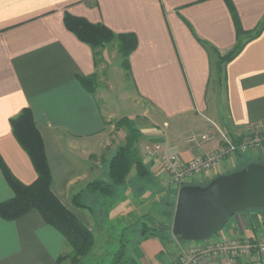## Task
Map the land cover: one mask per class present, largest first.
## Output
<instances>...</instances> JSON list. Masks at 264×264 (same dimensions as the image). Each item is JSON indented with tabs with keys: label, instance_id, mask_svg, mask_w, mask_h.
<instances>
[{
	"label": "crops",
	"instance_id": "1",
	"mask_svg": "<svg viewBox=\"0 0 264 264\" xmlns=\"http://www.w3.org/2000/svg\"><path fill=\"white\" fill-rule=\"evenodd\" d=\"M231 1L245 31L253 32L264 21V0ZM65 12L102 23L115 33L135 35L137 44L129 55L127 71L134 91L124 97L132 100V114L119 118L133 119L142 140L159 142L184 161L217 147L219 135L200 145L185 141L190 134L215 131L208 117L205 121L201 117L209 108L208 89L214 90V84L223 88L225 102L223 114L217 112V100L211 104L218 120L214 123L230 138L237 140L246 124L264 125V24L257 36L242 38V49L224 65L221 78L215 79L211 69L217 52L226 53L237 40L225 0H0V156L20 182L34 181L33 165L9 124L22 107L31 108L44 141L51 190L93 237L92 219L102 224L103 216L120 222L116 234L126 227L133 230L134 192H126L128 198L118 202L111 196L116 186L109 193L88 186L96 180L108 181V158L115 152L108 144L116 116L102 108L100 54L95 56L88 44L66 29ZM77 76H93L99 86L89 92ZM160 121L168 129L160 130ZM98 157L104 159L100 164ZM243 159V165L264 161V148L238 155L234 163ZM151 161L144 160L149 176L160 187L154 175L156 164ZM229 166V170L235 168ZM214 176L196 177L191 184L202 185ZM88 190L87 203L99 204L98 208L83 203ZM12 195L0 171V202ZM140 216L146 218L143 213ZM261 236L264 218L252 210L228 218L226 226L208 240ZM132 240L120 239V263L171 264L175 258L174 243L164 246L168 242L157 232L140 233ZM113 247L115 253L118 249ZM68 250L61 233L35 210L16 220L0 218V264H60L59 255ZM233 264H264V260L253 251Z\"/></svg>",
	"mask_w": 264,
	"mask_h": 264
},
{
	"label": "trees",
	"instance_id": "2",
	"mask_svg": "<svg viewBox=\"0 0 264 264\" xmlns=\"http://www.w3.org/2000/svg\"><path fill=\"white\" fill-rule=\"evenodd\" d=\"M232 14L236 29V43L224 54L217 52V59L212 72L214 78L222 76L224 65L234 58L242 49L244 42L242 38L251 39L257 36L264 24L262 21L253 31H245L238 19L235 8L231 0H225ZM63 23L67 30L72 32L80 41L88 44L97 56L101 54L107 44L115 43L118 54L121 57V66L128 71L129 55L136 47L137 40L133 33H115L102 23H93L81 16H75L68 12L64 13ZM244 36V37H243ZM204 46L207 47L205 44ZM209 48V47H208ZM79 82L89 91L96 90V79L93 76H77ZM11 132L28 155L36 178L29 184L20 182L10 171L4 160L0 156V171L11 188L13 195L10 199L0 202V218L4 220H16L27 214L31 210L39 213L42 220L58 230L69 247V252L59 255L57 261L60 264H78V262L91 250L94 237L92 231L83 224L52 192L51 172L45 153L44 141L36 126L33 112L29 107H22L16 115L9 119ZM116 127L126 128L123 142L119 144L108 163L107 180H96L88 184L101 193H109L115 186L123 184L130 174L132 168L135 169L137 178L149 177L147 163L144 162L138 150L139 140L142 132L136 126L135 121L128 117H121L116 121ZM152 162V161H151ZM256 162L264 163L257 160ZM239 167L242 168L246 166ZM76 196V195H75ZM167 202H165L167 211ZM169 205V204H168ZM169 210V220L160 221L158 227L143 226L140 228L144 236L152 235L160 228V238L164 240L170 235V224L173 215L174 203ZM170 206V205H169ZM167 214V213H165ZM159 233V232H157ZM119 253H123L120 250ZM69 259V260H68ZM117 264V263H115Z\"/></svg>",
	"mask_w": 264,
	"mask_h": 264
},
{
	"label": "rangeland",
	"instance_id": "3",
	"mask_svg": "<svg viewBox=\"0 0 264 264\" xmlns=\"http://www.w3.org/2000/svg\"><path fill=\"white\" fill-rule=\"evenodd\" d=\"M101 54L98 55V59L101 62L100 64L102 65L100 74L102 76V80L100 82V86L102 87L101 90L104 94L102 97V108L106 107L110 112L116 116L113 118L115 120V124L117 119H119L120 115L123 116L124 114H132V111H130V108L132 107V100H130V96L128 97L129 99L125 100L126 95H132L133 93V82L132 79L129 75V73L124 70V68L121 66V57L117 52L116 45L115 43L112 44H107L106 47L101 50ZM105 56V58L103 57ZM103 62V63H102ZM99 86V83L96 81V87ZM211 88V87H210ZM208 89V96H207V103L209 105V108L206 112L203 113V120L205 121L206 117L207 121L211 123L212 127H214L213 123L216 121L218 122L216 115L214 112L210 109L211 104H215L217 100L218 106L216 107L217 112H221L223 114L225 110V102H224V91L223 88L218 87V84H214L212 88L214 90ZM219 89V90H218ZM112 119V120H113ZM169 122L172 124L173 120H169ZM159 129H168V127L163 126L162 122L160 121L159 123ZM115 126V125H114ZM172 126V125H171ZM170 128V127H169ZM215 130V128L213 129ZM112 133L114 134L110 140V143L108 144L109 147H115V150L119 144L123 142L124 135L126 133V128L122 127H114L112 128ZM144 140V138H143ZM142 138L139 140L138 143V150L140 153V156L147 162V156L146 153L143 150V146L147 144L148 142L150 143H159L155 141H150V140H144ZM112 155L114 151H111ZM112 156L108 158V163L109 160L111 159ZM98 164L102 162V158L98 157ZM106 159V158H105ZM96 160V159H95ZM252 160L251 157L246 159ZM245 159L241 160L243 162H239L238 164H235L234 162H230V165L235 166L232 170H229L230 166L228 165L225 168V171H228L226 173H229L233 170L239 169L243 165V163L246 162ZM153 168H156L157 171H155L154 175L157 178L158 183L160 184V187L156 185V182L154 179H152L150 176H146L142 179L137 178L135 175V169L132 168L130 171V174L128 175L127 180L121 184L116 186L113 190V196L118 200V202L123 201V199L128 198L126 195V192H134V195L132 196L133 198V215H132V220L130 223H132V228L133 230H128V228L121 229L118 234H116L115 229L119 227L120 222L117 221V218L114 219V216H103L104 221L102 222V227H98V223L96 222V218L92 219L93 222V228L96 236L94 237V245L91 248V250L83 257L84 260L80 264H124V262L120 263L119 260L121 258V255L123 253H119L120 250L118 249L120 239L125 238L129 240L135 241L140 232V228L143 226H149V227H158L160 224L155 223L154 219L162 221V220H169V210L171 208V204L174 203L175 206V200H176V194L177 191L172 190L171 187L168 185H165L162 181L163 180H168V175L163 172L162 169H160V166L155 162V160L152 161ZM107 163V164H108ZM95 165V164H94ZM237 165V166H236ZM224 174V173H223ZM208 182V181H207ZM207 182L201 183L202 185H205ZM133 184L135 187L133 188H127V186H130V184ZM162 183V184H161ZM88 193H91L90 190L84 191L85 195L82 197L83 203L87 204L88 206L92 207L93 209L98 208L99 204L95 203H87L88 199ZM144 201V202H143ZM165 202H167V211L164 212L162 215L163 210L166 208ZM146 203L148 204L146 208ZM153 206V207H152ZM106 205H102V209L105 208ZM174 208V207H173ZM258 211L262 217L264 218V208L260 207H252V208H247L243 211L234 213L233 215H238V214H243L245 211ZM174 211V209H173ZM107 212V211H106ZM141 213L146 215V218H143L142 220L140 219ZM167 213V214H165ZM108 214V212H107ZM231 215L229 219L233 217ZM173 216V215H172ZM117 217V216H116ZM154 218V219H153ZM119 219V218H118ZM172 222V219H171ZM227 224V223H226ZM226 224L219 230L221 231ZM102 228V231L100 230ZM105 229L106 231H104ZM170 230H171V224H170ZM217 231V232H219ZM157 232L160 234V228L157 229ZM171 232V231H170ZM216 232V233H217ZM214 233L213 236L216 234ZM171 237L166 235L167 237L164 239V242L171 241V243H174V247L176 249H184L183 251L190 250L193 245H195L194 242H201L205 240H200V241H195V240H184L180 239L178 236L172 235L170 233ZM132 237V238H131ZM194 241V242H193ZM113 245H116V250L114 253L115 248ZM170 242L165 244L164 246H169ZM186 248V249H185ZM69 252V251H68ZM181 252V253H182ZM129 255V253H127ZM176 256V254H175ZM134 257V256H133ZM175 259V258H174ZM69 260V259H68ZM128 263V262H127ZM70 264V263H67Z\"/></svg>",
	"mask_w": 264,
	"mask_h": 264
},
{
	"label": "built area",
	"instance_id": "4",
	"mask_svg": "<svg viewBox=\"0 0 264 264\" xmlns=\"http://www.w3.org/2000/svg\"><path fill=\"white\" fill-rule=\"evenodd\" d=\"M213 125L215 131L190 134L185 141L200 145L219 135L218 146L186 161L182 160L177 153L169 151L161 143L148 142L143 146L147 158L155 160L160 169L169 176L168 180L162 181L165 185L178 191L181 186L191 184L196 177L222 174L225 166L230 165V162H235L238 155L264 148V125L262 123L246 124L237 140L230 138L215 123ZM208 239L205 240V244L193 241L195 245L183 252L184 249L177 250L175 247L176 256L171 264H233L236 258L250 256L253 251L260 260H264V236L254 240L247 237Z\"/></svg>",
	"mask_w": 264,
	"mask_h": 264
},
{
	"label": "water",
	"instance_id": "5",
	"mask_svg": "<svg viewBox=\"0 0 264 264\" xmlns=\"http://www.w3.org/2000/svg\"><path fill=\"white\" fill-rule=\"evenodd\" d=\"M264 208V163L246 166L211 178L205 185L187 184L176 194L171 233L184 240H206L234 213Z\"/></svg>",
	"mask_w": 264,
	"mask_h": 264
}]
</instances>
